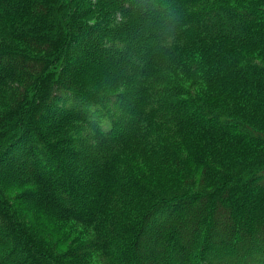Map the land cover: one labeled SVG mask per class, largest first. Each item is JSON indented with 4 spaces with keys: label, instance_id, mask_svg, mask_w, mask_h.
Returning <instances> with one entry per match:
<instances>
[{
    "label": "trees",
    "instance_id": "trees-1",
    "mask_svg": "<svg viewBox=\"0 0 264 264\" xmlns=\"http://www.w3.org/2000/svg\"><path fill=\"white\" fill-rule=\"evenodd\" d=\"M128 3L0 0V264H264V0ZM4 185L86 242L41 245Z\"/></svg>",
    "mask_w": 264,
    "mask_h": 264
},
{
    "label": "rangeland",
    "instance_id": "rangeland-1",
    "mask_svg": "<svg viewBox=\"0 0 264 264\" xmlns=\"http://www.w3.org/2000/svg\"><path fill=\"white\" fill-rule=\"evenodd\" d=\"M1 38L2 35L0 32V39ZM16 44L18 47H26L25 44L22 43ZM184 83L188 85V82ZM122 90L123 89H116L111 92L118 93ZM109 94L110 91L104 92L102 97H106ZM2 188L9 197L19 221H21L32 234H35L41 245L43 244L47 246L48 249L54 250L56 253L60 254L86 242L89 235V231L86 228L75 222L58 218L54 212L24 195L26 191L33 189V187L21 188L4 185ZM91 259L93 264H95L96 258L92 256Z\"/></svg>",
    "mask_w": 264,
    "mask_h": 264
},
{
    "label": "clouds",
    "instance_id": "clouds-1",
    "mask_svg": "<svg viewBox=\"0 0 264 264\" xmlns=\"http://www.w3.org/2000/svg\"><path fill=\"white\" fill-rule=\"evenodd\" d=\"M128 9L130 12L142 15L145 19H149L160 12L159 7L157 6V0H129ZM174 40V32L169 26L166 29L165 38L160 45L161 50L171 49ZM62 101L64 104H67L69 108H76L77 111L81 113L86 112L87 115L85 116V121L93 131L99 128L104 130L105 134H108L110 129L105 128L107 117L104 115L105 107L103 100L100 104L96 105L95 108L91 106L85 107L83 105L78 106L76 103L77 97L72 95L62 96Z\"/></svg>",
    "mask_w": 264,
    "mask_h": 264
},
{
    "label": "bare ground",
    "instance_id": "bare-ground-1",
    "mask_svg": "<svg viewBox=\"0 0 264 264\" xmlns=\"http://www.w3.org/2000/svg\"><path fill=\"white\" fill-rule=\"evenodd\" d=\"M14 219V218H13Z\"/></svg>",
    "mask_w": 264,
    "mask_h": 264
}]
</instances>
